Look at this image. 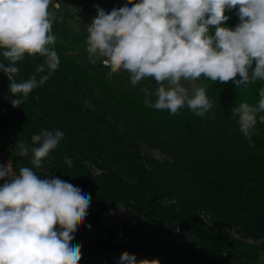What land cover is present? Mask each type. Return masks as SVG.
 <instances>
[{
  "label": "trees",
  "instance_id": "1",
  "mask_svg": "<svg viewBox=\"0 0 264 264\" xmlns=\"http://www.w3.org/2000/svg\"><path fill=\"white\" fill-rule=\"evenodd\" d=\"M126 3L91 0L86 16L50 9L56 12L51 34L57 37L54 50L60 64L20 107L12 106L11 100L20 97L11 95L10 81L0 71L4 156L18 173L31 164L30 156H18L16 142L31 144L33 134L59 129L64 137L42 168L34 169L39 176L79 187L89 194L91 205L125 207L151 223L179 228L175 245L154 249L130 243L124 246L128 251L171 258L161 264H255L264 256V124L258 122L259 135L253 136L250 147L231 109L241 102L258 104L264 81L242 90L231 81L214 83L201 77V87L214 105L203 117L187 105L177 115L145 107L144 98L123 88L117 74L107 78L108 67L87 59V17L96 16L97 6L110 12ZM225 14L229 20L224 26L234 28L240 22L235 9ZM67 18L80 29H64ZM2 52L0 62L9 66ZM43 60L26 55L14 79L47 74L35 72ZM98 219L88 212L85 222ZM81 237L78 231L74 241ZM187 240L196 245L195 251L185 248ZM93 243V256L119 247L102 238ZM87 244L88 239L85 248Z\"/></svg>",
  "mask_w": 264,
  "mask_h": 264
},
{
  "label": "clouds",
  "instance_id": "2",
  "mask_svg": "<svg viewBox=\"0 0 264 264\" xmlns=\"http://www.w3.org/2000/svg\"><path fill=\"white\" fill-rule=\"evenodd\" d=\"M53 0H0V49L9 66L0 62L8 77L11 100L20 107L28 95L44 85L60 64L52 33L56 12ZM128 5H132L129 7ZM236 10L239 23L224 26L225 13ZM87 27V59L100 61L113 74H129L133 86L146 78L157 87L142 88L145 107L172 115L188 108L203 117L213 107L206 88L194 82L201 77L214 83L233 82L237 89L264 81V0H127L106 12L96 7ZM27 56L43 57V63L24 81L14 77L18 62ZM184 81L191 83V88ZM258 104L241 102L231 109L239 131L254 147L258 122L264 124V87ZM153 97L155 98L153 100ZM59 129L33 134L31 144L16 142L18 156L29 157L31 166L18 173L12 163L0 165V264H79L81 245L73 244L84 224L91 197L60 178H42L34 169L63 139ZM91 228V225H88ZM117 264H160L158 259L137 260L123 252Z\"/></svg>",
  "mask_w": 264,
  "mask_h": 264
},
{
  "label": "rangeland",
  "instance_id": "3",
  "mask_svg": "<svg viewBox=\"0 0 264 264\" xmlns=\"http://www.w3.org/2000/svg\"><path fill=\"white\" fill-rule=\"evenodd\" d=\"M91 4V0H70L69 2H63V1H59V0H53V5L50 6V9H55V10H61L64 8L67 11L73 12V13H79L80 15H85L89 13V6ZM124 6V5H123ZM91 13V12H90ZM95 16L92 14L90 15V17H87V19L90 20V23L92 21V19ZM63 28L72 32V31H77L80 29V26L78 25V23L71 19V18H67L66 21L62 24ZM87 30V25L84 24ZM118 78L120 79L119 82H121V86L127 90H135L137 95L139 97H143L144 98V94L142 92V88L144 87H149L150 90H155V88L157 87L155 81L151 78H146L145 80H143L139 85L137 86H133L130 82V78H129V74L127 72L121 71L116 73ZM185 84L186 87H188L189 89L191 88V83L188 81H184L183 82ZM197 86L201 87V83L199 80L194 82ZM155 98L153 97V100ZM154 154L156 156H160L159 153L154 152ZM14 170V168H13ZM3 184V183H2ZM84 227H88L87 225H84ZM79 231L80 235L82 236L81 239H77L76 241H74L76 239L77 236V232ZM124 235L127 237L128 241L131 244H140L144 241V236H143V229L141 225H136V226H129L127 224H125L124 229H123ZM75 238L72 241L73 244H80L81 245V252L82 254V258L79 261V264H114L110 261H105L103 260L101 257L103 255H105L108 251L102 250L99 252V255L97 256H93L96 255L94 253L97 252V247L95 246V244L93 243V241H90V238L88 236V232L87 229L81 228V226L77 229L76 233L74 234ZM87 239H88V244L86 245L87 248H85V242L87 243ZM174 242H176L174 240ZM185 243L187 244L185 246V248L188 249V247L190 248V250L195 251L197 249L196 245L192 242V241H185ZM176 243H170L169 245H175ZM168 245V246H169ZM92 250V251H90ZM93 253V255H90L89 253ZM87 253V254H86ZM86 255V257H85ZM90 255V256H89ZM159 257H164V256H159ZM145 259H158V258H145ZM159 260V259H158ZM160 264H161V260ZM255 264H264V257L259 258Z\"/></svg>",
  "mask_w": 264,
  "mask_h": 264
},
{
  "label": "built area",
  "instance_id": "4",
  "mask_svg": "<svg viewBox=\"0 0 264 264\" xmlns=\"http://www.w3.org/2000/svg\"><path fill=\"white\" fill-rule=\"evenodd\" d=\"M0 165H6L4 161L3 149H0ZM0 182L4 184L5 180H0ZM90 208L92 211L98 212L97 205H90ZM125 224L129 226H142L144 241L138 245L157 249L167 246L173 242L169 240L167 233H164L163 230H160L156 227V223H154V226H146V222H139L138 220L127 216L126 210L119 213H112L105 210V212H101V219H98L97 223H86L84 221V224H82L83 226H81V228L87 229L90 241H93L95 238H102L116 243L119 246L117 251L107 252L101 258L105 261H110L114 264H117V261L123 252L127 251L132 253L124 248L126 244H130L123 232ZM84 225H91V228H85ZM132 254H135L137 259L158 258L161 261L165 258L171 259L170 257H159L154 256V254L144 252Z\"/></svg>",
  "mask_w": 264,
  "mask_h": 264
},
{
  "label": "bare ground",
  "instance_id": "5",
  "mask_svg": "<svg viewBox=\"0 0 264 264\" xmlns=\"http://www.w3.org/2000/svg\"><path fill=\"white\" fill-rule=\"evenodd\" d=\"M0 149H2L1 145H0ZM4 161H5V164H7L9 162V160L6 159L5 156H4ZM12 167H13V165H12ZM97 208H98V212L92 211L91 208H89L88 212L97 214L99 216V219H101V212H105V210L109 211V212H112V213H119V212H122V211L126 210L127 211V216H129L130 218L138 220L139 222H146V226H154V223H151L145 217L136 215V214L132 213L129 209H127L125 207H121V206H116L115 207V206H112V205L108 204V205H105V206H97ZM156 227L159 228L160 230H163L164 233H167V236L169 237V240L173 241V243H176V242H174V240H175L174 239V235H175V233L179 232V228L178 227L169 228V227H167L165 225H162V224H156Z\"/></svg>",
  "mask_w": 264,
  "mask_h": 264
},
{
  "label": "crops",
  "instance_id": "6",
  "mask_svg": "<svg viewBox=\"0 0 264 264\" xmlns=\"http://www.w3.org/2000/svg\"><path fill=\"white\" fill-rule=\"evenodd\" d=\"M262 257H264V256H261L260 258H262Z\"/></svg>",
  "mask_w": 264,
  "mask_h": 264
}]
</instances>
